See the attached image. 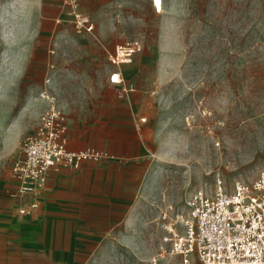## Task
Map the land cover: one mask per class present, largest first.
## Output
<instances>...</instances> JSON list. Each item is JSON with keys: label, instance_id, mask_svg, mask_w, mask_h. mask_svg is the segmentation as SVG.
<instances>
[{"label": "rangeland", "instance_id": "374dc122", "mask_svg": "<svg viewBox=\"0 0 264 264\" xmlns=\"http://www.w3.org/2000/svg\"><path fill=\"white\" fill-rule=\"evenodd\" d=\"M160 1L89 0L97 22L77 33L67 0H0V199H18L11 169L47 97L75 126L122 102L147 129L135 211L86 264H201L173 251L186 198L264 169V0ZM127 42L138 47L117 68L121 86L109 55Z\"/></svg>", "mask_w": 264, "mask_h": 264}, {"label": "crops", "instance_id": "0c3cea01", "mask_svg": "<svg viewBox=\"0 0 264 264\" xmlns=\"http://www.w3.org/2000/svg\"><path fill=\"white\" fill-rule=\"evenodd\" d=\"M88 2L78 0V8L95 25L100 8ZM110 65L114 71L121 64ZM130 97L126 93V101ZM114 105L109 112V104L101 102L94 121L79 120L76 126L63 110L67 148L105 150L109 157L50 170L29 213H18L26 199H0V264H86L93 255L91 245L101 244L108 230L125 227L152 163L147 129L138 123L136 111L131 106L126 110L122 102Z\"/></svg>", "mask_w": 264, "mask_h": 264}, {"label": "built area", "instance_id": "2783aa9c", "mask_svg": "<svg viewBox=\"0 0 264 264\" xmlns=\"http://www.w3.org/2000/svg\"><path fill=\"white\" fill-rule=\"evenodd\" d=\"M67 2L76 32H92L94 25L88 15L79 11L78 0ZM153 5L157 10L161 1L157 4L153 0ZM137 47L135 42L118 45L109 56L110 62L120 65L129 61ZM110 81L121 85L119 69L111 72ZM46 100L34 131L22 142V158L11 169L16 196L28 202L19 209L21 214L37 206L50 170L62 166L79 168L83 161L98 162L109 157L107 151L94 148L69 150L63 110L55 97ZM185 205L189 213L185 231L178 234L173 230L176 254H195L201 264H264V169L254 180L237 181L232 188L216 178L213 189L195 190Z\"/></svg>", "mask_w": 264, "mask_h": 264}, {"label": "snow or ice", "instance_id": "6c2138e0", "mask_svg": "<svg viewBox=\"0 0 264 264\" xmlns=\"http://www.w3.org/2000/svg\"><path fill=\"white\" fill-rule=\"evenodd\" d=\"M157 3H159V0H157Z\"/></svg>", "mask_w": 264, "mask_h": 264}, {"label": "bare ground", "instance_id": "6f19581e", "mask_svg": "<svg viewBox=\"0 0 264 264\" xmlns=\"http://www.w3.org/2000/svg\"><path fill=\"white\" fill-rule=\"evenodd\" d=\"M159 2H160V0H159ZM157 4H159V3H157Z\"/></svg>", "mask_w": 264, "mask_h": 264}]
</instances>
